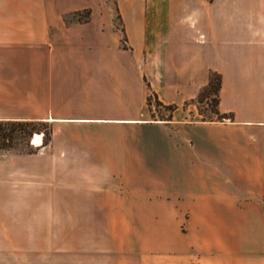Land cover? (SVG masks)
I'll return each instance as SVG.
<instances>
[{"label": "crops", "instance_id": "0c3cea01", "mask_svg": "<svg viewBox=\"0 0 264 264\" xmlns=\"http://www.w3.org/2000/svg\"><path fill=\"white\" fill-rule=\"evenodd\" d=\"M105 3L0 0V119L51 125L0 157V207H82L134 264H264V0ZM211 70L231 117L187 120Z\"/></svg>", "mask_w": 264, "mask_h": 264}, {"label": "rangeland", "instance_id": "374dc122", "mask_svg": "<svg viewBox=\"0 0 264 264\" xmlns=\"http://www.w3.org/2000/svg\"><path fill=\"white\" fill-rule=\"evenodd\" d=\"M105 1L106 5L115 9L116 0ZM73 17L80 21L87 19L83 10ZM73 17L69 16L67 19L71 20ZM115 23L120 29L121 20L118 17L115 18ZM125 39L124 36L121 38L123 45ZM213 98L211 94L209 98H202L201 101L196 99L187 101L183 106V117L187 120L210 118L213 115L211 112ZM194 102L199 108L200 115L193 116L188 113L189 104ZM165 113L167 111L161 106H156L153 100L145 116L152 118V115ZM37 127L39 130L30 134L20 132L17 127L12 141L0 140V157L9 152H35L32 135L35 132L42 133L44 139V131L45 129L50 131L51 125L50 122H43ZM27 212L26 216L25 207L16 204L0 207V264H134L129 259V254L124 255V260L119 259L121 256L115 253L113 248V245L123 247L124 240L131 243L132 240L127 237L128 233L119 232L118 238H111L107 231H103L102 237H99L92 226L93 223L79 220L81 216L78 214H82V207H73L71 210L67 206H61L58 219L54 213L53 221L50 207L37 209L28 207ZM72 212L75 216L71 215ZM72 217H76L77 220L71 221Z\"/></svg>", "mask_w": 264, "mask_h": 264}, {"label": "trees", "instance_id": "16d2710c", "mask_svg": "<svg viewBox=\"0 0 264 264\" xmlns=\"http://www.w3.org/2000/svg\"><path fill=\"white\" fill-rule=\"evenodd\" d=\"M83 11L86 12V16H87V19L84 21L89 20L90 15H91V9L85 8L83 9ZM79 12L80 11H76L75 14ZM124 37H125V34H124ZM221 81H222L221 74L215 70H211L209 73L208 83L201 89V91L199 92L196 98L197 101H201L202 98H209L211 94H213L214 96V98L212 99V107H211V112L213 115L210 118H206L204 120H223L224 118L231 117V114L221 112L219 110L218 104H219V90L221 87ZM145 83L148 89V94H147V99H146L147 108H150L152 106L153 100H154V103L156 106H161L167 111V113L165 114L152 115V119H159V120H165V121L172 120L174 111L177 109V105L174 103L167 104L161 101L157 93L155 92V90H153V88L151 87V84L149 83L147 79H145ZM38 124H43V122L37 121V120H1L0 119V140H4L8 142L12 141L15 137V130L17 129V127H19L20 132L30 134V132L32 131L39 130V127H37ZM36 134H40L41 136L40 143H42V140H43L42 133L35 132L32 135L31 139H33V136ZM49 139H50V131L48 129H45L44 142L45 143L48 142Z\"/></svg>", "mask_w": 264, "mask_h": 264}, {"label": "bare ground", "instance_id": "6f19581e", "mask_svg": "<svg viewBox=\"0 0 264 264\" xmlns=\"http://www.w3.org/2000/svg\"><path fill=\"white\" fill-rule=\"evenodd\" d=\"M41 142V136L40 134H36L33 136V143L39 144Z\"/></svg>", "mask_w": 264, "mask_h": 264}]
</instances>
